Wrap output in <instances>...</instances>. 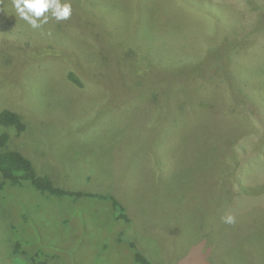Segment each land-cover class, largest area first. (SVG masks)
I'll return each instance as SVG.
<instances>
[{"label": "rangeland", "instance_id": "rangeland-1", "mask_svg": "<svg viewBox=\"0 0 264 264\" xmlns=\"http://www.w3.org/2000/svg\"><path fill=\"white\" fill-rule=\"evenodd\" d=\"M67 2V20L33 29L0 0V110L25 118L23 151L60 185L114 191L134 220L128 237L154 264H264V203L238 210L231 178L247 141L256 163L244 178L263 181L247 191L264 193L260 1ZM98 207H88L96 222ZM93 249L97 240L75 262L89 264Z\"/></svg>", "mask_w": 264, "mask_h": 264}, {"label": "trees", "instance_id": "trees-1", "mask_svg": "<svg viewBox=\"0 0 264 264\" xmlns=\"http://www.w3.org/2000/svg\"><path fill=\"white\" fill-rule=\"evenodd\" d=\"M259 1L263 7L261 13L264 14V0ZM249 24L247 29H251ZM69 77L79 85L73 76ZM198 78L197 75L196 80ZM28 130V124L21 114L9 109L0 110V252H6L5 256L0 253V264H7L1 259L11 263L21 261L22 264H74L77 256H73V252L86 250V246L95 240L97 250L93 249L91 255L82 254L94 257L89 264H154L146 254L148 248L145 243L138 244L134 238L128 237L134 220L125 201L105 187L91 189L83 184L74 185L69 180L67 185L58 184L55 175L42 169L23 151ZM16 140L19 141L16 143ZM246 143L239 149L240 156L233 154L232 161L238 159L242 170H236L231 178L237 193L235 200H240L235 206L238 210L247 211L252 206L264 203V193L253 197L247 191L248 185L263 181L256 176L244 178L256 163L247 161L252 152L245 147ZM14 192L24 193L23 198L4 204L2 201L11 198ZM90 203L99 205L96 211L101 220L98 222L88 211ZM9 205L12 206V209H8L12 216L5 213ZM78 205L84 208L80 216L74 217L72 208ZM57 213L61 215L60 219L51 221V216ZM73 218L79 219V228L74 225ZM5 246L7 250H4ZM199 253L200 257H194L201 261L206 253L203 257L201 251ZM187 261L186 256L181 264Z\"/></svg>", "mask_w": 264, "mask_h": 264}, {"label": "clouds", "instance_id": "clouds-1", "mask_svg": "<svg viewBox=\"0 0 264 264\" xmlns=\"http://www.w3.org/2000/svg\"><path fill=\"white\" fill-rule=\"evenodd\" d=\"M13 7L20 19L33 29L40 28L48 23L49 18L56 21L67 20L72 14L70 2L61 0H13ZM222 220L226 224L235 222L232 215H225Z\"/></svg>", "mask_w": 264, "mask_h": 264}]
</instances>
